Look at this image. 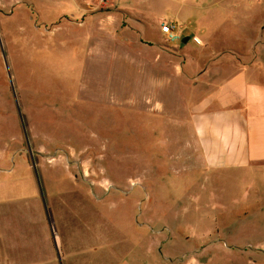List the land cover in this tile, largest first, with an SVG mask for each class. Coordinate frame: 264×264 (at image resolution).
Listing matches in <instances>:
<instances>
[{
	"label": "rangeland",
	"instance_id": "1",
	"mask_svg": "<svg viewBox=\"0 0 264 264\" xmlns=\"http://www.w3.org/2000/svg\"><path fill=\"white\" fill-rule=\"evenodd\" d=\"M176 7L0 0V196L40 198L41 260L51 215L59 264H264V168L180 162L190 142L176 136L205 92L188 90L183 43L161 32Z\"/></svg>",
	"mask_w": 264,
	"mask_h": 264
},
{
	"label": "crops",
	"instance_id": "2",
	"mask_svg": "<svg viewBox=\"0 0 264 264\" xmlns=\"http://www.w3.org/2000/svg\"><path fill=\"white\" fill-rule=\"evenodd\" d=\"M177 6L171 22L182 40L191 19L192 36L200 41L191 45L190 37L174 48L182 61L180 76L192 94L205 92L192 98L193 115L185 122L191 132L176 136L190 142L180 151V162L205 171L264 168V54L255 52L264 47V0H177ZM185 8L192 18H181ZM41 217L39 197L0 196V264H59L56 233L41 260L40 232H49L40 229ZM117 259V264H135Z\"/></svg>",
	"mask_w": 264,
	"mask_h": 264
},
{
	"label": "built area",
	"instance_id": "3",
	"mask_svg": "<svg viewBox=\"0 0 264 264\" xmlns=\"http://www.w3.org/2000/svg\"><path fill=\"white\" fill-rule=\"evenodd\" d=\"M108 0H100L101 4L106 3ZM161 32L166 37L169 42L181 41L182 36L179 32V28L175 23L165 22L161 26ZM196 44H200V41L197 38L193 39Z\"/></svg>",
	"mask_w": 264,
	"mask_h": 264
},
{
	"label": "water",
	"instance_id": "4",
	"mask_svg": "<svg viewBox=\"0 0 264 264\" xmlns=\"http://www.w3.org/2000/svg\"><path fill=\"white\" fill-rule=\"evenodd\" d=\"M189 41H190V37H187V38H184L183 40H182V43L183 44H188L189 43ZM4 55V54H3ZM4 57H5V55H4ZM7 70H8V72H9V69H8V66H7ZM10 76V75H9ZM11 78V77H10ZM18 112H19V116H20V118H21V122H22V124H23V128H24V132H25V136H26V140H27V143H28V138H27V133H26V130H25V127H24V122H23V116H22V114H21V111H20V109H19V107H18ZM29 146V145H28ZM29 152H30V150H29ZM30 154H31V152H30ZM33 168H34V170H35V173H36V175L38 176V173H37V168H36V165H35V163L33 162ZM39 186H40V191H41V196L43 197V192H42V188H41V183L39 182ZM49 224H50V227H51V230H52V232H53V237L55 238V226H54V221H53V218H52V216L50 215V219H49ZM58 254H59V251H58Z\"/></svg>",
	"mask_w": 264,
	"mask_h": 264
}]
</instances>
